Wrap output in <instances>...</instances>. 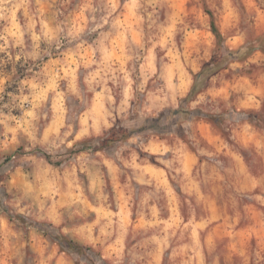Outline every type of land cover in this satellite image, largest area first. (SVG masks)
<instances>
[{
    "label": "clouds",
    "instance_id": "obj_1",
    "mask_svg": "<svg viewBox=\"0 0 264 264\" xmlns=\"http://www.w3.org/2000/svg\"><path fill=\"white\" fill-rule=\"evenodd\" d=\"M0 264H264V0H0Z\"/></svg>",
    "mask_w": 264,
    "mask_h": 264
}]
</instances>
